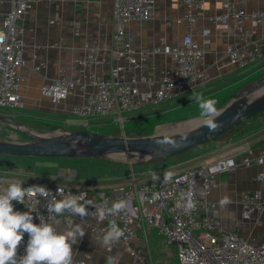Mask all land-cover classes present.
Listing matches in <instances>:
<instances>
[{"label": "built area", "instance_id": "1", "mask_svg": "<svg viewBox=\"0 0 264 264\" xmlns=\"http://www.w3.org/2000/svg\"><path fill=\"white\" fill-rule=\"evenodd\" d=\"M38 0H0V9L5 7L0 18V108L15 109L22 105L19 92V68L25 64L26 41L20 20L32 10ZM184 7L182 19L185 22L195 20L194 10L201 8L208 0H181ZM115 31L112 38V51L117 59L109 72L99 76L92 74L89 79L91 89L82 101L73 105L72 114L93 118L114 116L123 121L124 114L147 107H156L164 102L180 98L191 92L197 84L201 65L205 58L204 44L192 34H186L174 44L162 42L156 47L173 58V65L161 78L138 72L140 65L137 50L133 46L134 34L127 31L126 24L131 20H147L154 12L155 0H112ZM228 10L212 18L225 26L233 25L236 37L226 47V56L240 69L245 68L264 57V35L257 37L255 29L264 27V10H247L245 7L226 3ZM80 63H84L81 61ZM90 64V61H87ZM42 91L53 102L68 98L72 91L85 89L86 83L81 77L66 78L60 76L46 80ZM249 149L245 154L224 157L217 161L183 170L177 174L138 184L131 181L126 187L112 191L94 192L71 189L64 185H44L42 183L14 178L13 172L0 175V189H6L10 182H22L27 188L33 185L45 186L55 199L58 188L64 193L80 195L86 193L89 213H92L97 226L94 234H105L115 223L123 232L118 244H129L139 234L146 235L157 229L168 245L177 251L178 264H264V243L254 244L236 232L225 231L214 222L206 209V203L198 195V187L205 191L212 188L218 174L229 171L242 163L250 166L254 162L264 164V141L257 153ZM1 173V171H0ZM259 187L245 191L241 196V215L251 218L264 210V170L258 173ZM48 198L39 195L30 205L13 201L14 210H33L34 223L39 224L37 215H43L48 222L59 227L62 222L70 226L79 216L65 213L60 216L49 215L45 204ZM124 201L125 208L119 214H107L103 220L96 215L97 208H110L114 202ZM28 235L18 248V255L25 253ZM139 252V250H138ZM79 264H90L85 260H76ZM133 264H151L148 261H135Z\"/></svg>", "mask_w": 264, "mask_h": 264}, {"label": "crops", "instance_id": "2", "mask_svg": "<svg viewBox=\"0 0 264 264\" xmlns=\"http://www.w3.org/2000/svg\"><path fill=\"white\" fill-rule=\"evenodd\" d=\"M226 3H234L247 10H264V0H208L201 8L194 10L195 20L189 23L182 19L184 7L181 0H155L154 12L149 19L131 20L126 24L127 31L134 34L133 46L140 60L136 71L161 78L173 65V58L157 51L156 47L164 41L174 44L184 35L192 34L204 44L206 52L197 84L185 96L193 92L208 95L218 92L221 87H227L225 83L228 79L241 69L226 56L228 42L238 34L236 29L231 24L225 26L221 22L212 21V18L228 10ZM5 9H0V18ZM20 24L27 47L25 64L19 68L22 105L16 108L15 113L21 117L44 121L51 125V128L66 130L67 128L57 124L61 119L66 120L67 116L74 115L71 112L73 105L82 101L91 89L90 76L107 74L117 62L112 51L115 31L113 2L38 0L34 8L20 20ZM255 35H264V27H257ZM81 61L84 63H80ZM87 61L91 63L88 64ZM60 76L81 77L86 83V88L72 91L64 101L53 102L41 87L44 81ZM234 83L232 81L228 86H233ZM54 125L56 127H52ZM263 141L264 113H261L260 116L245 120L233 129V132L211 145L190 149L155 162H140V167L132 163L131 168L126 171L116 165H96L100 170L98 174L88 179L81 178L78 182L92 186L93 190L90 191H112L126 187L134 180L144 181V177L148 178L152 174H160L161 178H164L224 157L245 154L249 149L256 154ZM86 164L91 165L92 162ZM262 170L264 164L261 162H254L250 166L240 162L233 169L218 174L216 184L208 191H205L202 185L197 190L198 195L205 200L206 209L217 226L249 238L254 244L264 243V210L251 218H243L241 196L243 192L259 187L257 175ZM11 171L14 178L40 183L37 179L23 177L14 169ZM104 174L106 175L102 176ZM65 175V172L61 173V176ZM67 179L62 177L61 181L55 180L54 183L62 185ZM73 223L82 224L85 230L83 237H78L77 243L72 246L76 260H85L90 264H112V258L117 257L120 258L118 264H130L120 257L117 242L110 247L99 243L104 234L92 232V228L97 226L92 213L84 218L77 217ZM59 227L65 230L69 226L61 222Z\"/></svg>", "mask_w": 264, "mask_h": 264}, {"label": "rangeland", "instance_id": "3", "mask_svg": "<svg viewBox=\"0 0 264 264\" xmlns=\"http://www.w3.org/2000/svg\"><path fill=\"white\" fill-rule=\"evenodd\" d=\"M261 77H264V57L263 59L261 58L255 63L239 70L236 75L228 79L225 83L227 87H221L218 92L208 95L203 94V96L205 95V98L216 100V107L219 109L234 97L244 86ZM232 81L235 82L234 85L232 86L231 84L228 86ZM194 94L198 93L193 92L189 96L175 99L155 108L147 107V109H140L136 112L126 113L124 114L125 118L123 121L116 120L114 116L86 118L71 115L67 116L66 120L61 119V122H58L59 124L57 125L71 130H87L90 132H102L123 136H144L159 131H170L173 126H177V124L182 122L200 120V109L192 99ZM15 111L16 108H0L1 115L12 116L15 120L22 122L27 129L35 131L36 133L63 131L60 128H51V125L46 124L44 121L42 122L35 119L21 117L19 114L15 113ZM52 127L56 126L54 125ZM231 132H233V130L222 134L217 139H211L210 141L191 149L195 150L201 146L211 145ZM0 138L20 142L31 140V137L28 134L8 123H0ZM86 162H92V164L87 165ZM133 163L135 164L134 166L140 167L141 165L138 164L140 163L138 161ZM96 165H116L121 167L124 171L131 168L128 159H119L115 156L108 158L78 159L68 157H16L7 154H0L1 176L8 175L7 170L10 171L11 169H14L15 172H18L23 177L37 179L40 183L50 186L55 185V180L61 181L62 177H67L68 181L62 182V185L71 189L81 188L89 191L93 190L92 186L85 184V182L79 183L78 181L81 178L88 179L98 174L100 170H98L99 168ZM71 169L72 172H70ZM63 172L67 175L61 176V173ZM105 175L106 174L102 176ZM160 178V174H152L148 178H143L146 180L137 183H148ZM102 191H104V189ZM117 251L120 257L126 263L130 264L139 260L144 262L148 261L151 264H178L175 247L168 245L165 238L157 232V229H152L146 235L139 234L129 244L117 245Z\"/></svg>", "mask_w": 264, "mask_h": 264}, {"label": "water", "instance_id": "4", "mask_svg": "<svg viewBox=\"0 0 264 264\" xmlns=\"http://www.w3.org/2000/svg\"><path fill=\"white\" fill-rule=\"evenodd\" d=\"M219 109L222 110V115L216 120L215 130H210L200 119L194 124L183 127L177 124V127L170 131L144 136L111 135L71 129L36 133L27 129L22 122L15 120L12 116L0 114V123H8L31 137V140L25 142L0 138V154L16 157L78 159L122 155L130 164L135 161L163 160L184 153L211 139H217L245 120L264 113V77L244 86Z\"/></svg>", "mask_w": 264, "mask_h": 264}, {"label": "clouds", "instance_id": "5", "mask_svg": "<svg viewBox=\"0 0 264 264\" xmlns=\"http://www.w3.org/2000/svg\"><path fill=\"white\" fill-rule=\"evenodd\" d=\"M192 99L198 105L199 118L210 130L217 128L216 120L222 115V110L216 107L217 101L205 98L203 94H194ZM39 195L48 199L45 207L49 215L60 216L65 213L71 216L84 218L91 215L88 211L90 201L86 199V193L74 195L65 194L63 189L58 188L55 199L52 192L45 186L33 185L23 187L22 182L13 181L6 189H0V264H79L74 260L73 245L77 243L78 237L85 234L82 224H70L61 230L54 223L48 222L43 215H37L39 224L34 223L33 210H14L13 201L30 205L33 198ZM124 201L114 202L110 208H97L96 215L103 220L107 214L116 215L125 208ZM28 235L25 253L18 255V248L23 243L24 235ZM123 236L122 230L113 223L109 230L103 235L99 243L110 247L118 242ZM112 264H118L117 258H112Z\"/></svg>", "mask_w": 264, "mask_h": 264}, {"label": "bare ground", "instance_id": "6", "mask_svg": "<svg viewBox=\"0 0 264 264\" xmlns=\"http://www.w3.org/2000/svg\"><path fill=\"white\" fill-rule=\"evenodd\" d=\"M200 120H193V121H188V122H184V123H180L179 125L181 126V127H183V126H185V125H189V124H194V123H197V122H199ZM177 126H173V128L172 129H174V128H176ZM35 132V131H34ZM116 158H124V159H127L126 157H124V156H115ZM138 158V157H137ZM136 158V159H137ZM131 160H133V159H131Z\"/></svg>", "mask_w": 264, "mask_h": 264}, {"label": "trees", "instance_id": "7", "mask_svg": "<svg viewBox=\"0 0 264 264\" xmlns=\"http://www.w3.org/2000/svg\"><path fill=\"white\" fill-rule=\"evenodd\" d=\"M237 127H238V126L234 127L233 129H235V128H237ZM233 129H232V130H233Z\"/></svg>", "mask_w": 264, "mask_h": 264}]
</instances>
